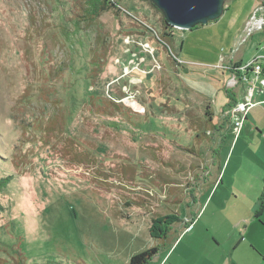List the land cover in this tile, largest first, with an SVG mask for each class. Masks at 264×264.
<instances>
[{
  "label": "rangeland",
  "instance_id": "obj_1",
  "mask_svg": "<svg viewBox=\"0 0 264 264\" xmlns=\"http://www.w3.org/2000/svg\"><path fill=\"white\" fill-rule=\"evenodd\" d=\"M112 2L84 21V0H0V264H128L156 243L148 197L171 213L192 165L227 162L238 187L260 162L264 104L238 131L230 113L264 98L242 67L264 54L244 41L260 1L192 29Z\"/></svg>",
  "mask_w": 264,
  "mask_h": 264
},
{
  "label": "crops",
  "instance_id": "obj_2",
  "mask_svg": "<svg viewBox=\"0 0 264 264\" xmlns=\"http://www.w3.org/2000/svg\"><path fill=\"white\" fill-rule=\"evenodd\" d=\"M253 104L263 105L264 98ZM257 133L260 136H256L255 147L260 162L250 170L252 177L244 179L238 187L226 179L230 165L227 162L196 163L180 177L181 196L174 199L180 209L167 213L177 214L179 221L164 240L156 239L151 247L157 246L158 252L149 263L158 260V264H168L173 259L172 264H255V256L264 264V211L260 217L255 215L264 198V131ZM183 189L189 196L184 197ZM239 193L246 198V206L237 204ZM159 195L155 200L149 201V197L145 200L144 206L148 213L152 212V219L167 215L159 214L164 201ZM184 202L187 211L181 209ZM189 224L192 227L186 231Z\"/></svg>",
  "mask_w": 264,
  "mask_h": 264
},
{
  "label": "water",
  "instance_id": "obj_3",
  "mask_svg": "<svg viewBox=\"0 0 264 264\" xmlns=\"http://www.w3.org/2000/svg\"><path fill=\"white\" fill-rule=\"evenodd\" d=\"M162 10L168 24L192 29L216 20L223 13L224 0H152Z\"/></svg>",
  "mask_w": 264,
  "mask_h": 264
},
{
  "label": "trees",
  "instance_id": "obj_4",
  "mask_svg": "<svg viewBox=\"0 0 264 264\" xmlns=\"http://www.w3.org/2000/svg\"><path fill=\"white\" fill-rule=\"evenodd\" d=\"M85 5L82 7L81 17L85 21H91L99 17L102 12L108 7L114 6L112 0H84ZM241 64V61L237 65ZM117 105L116 102H111ZM230 105V103H229ZM3 186L8 179H3ZM264 211V198L261 199L259 208L256 210V216L260 217ZM179 221V216L177 214H167L153 218L149 227V233L154 239H165L171 231V227ZM158 252V247L153 246L140 251L131 256L128 264H148L153 256Z\"/></svg>",
  "mask_w": 264,
  "mask_h": 264
},
{
  "label": "built area",
  "instance_id": "obj_5",
  "mask_svg": "<svg viewBox=\"0 0 264 264\" xmlns=\"http://www.w3.org/2000/svg\"><path fill=\"white\" fill-rule=\"evenodd\" d=\"M260 5H258L253 11H252V17H250L248 24L246 26V41L250 36L253 34V31H261L264 36V0H259ZM260 50H264V43L262 44ZM264 59V54L258 53L256 58L247 64H244L242 67L247 71H251L253 73L252 76H244V79L251 80L254 83L258 82L259 86L261 87L260 90L263 92L264 90V64L262 63V60ZM254 87V86H253ZM251 88L250 94L252 95L254 89ZM250 95V96H251ZM253 103H237L234 107L231 108L230 113L235 118V129L238 131L240 125H242V122L244 121V118L246 117L247 111L253 106ZM243 113L244 115L241 116L239 114ZM188 223H190L188 221ZM192 224H189L187 227V230L191 229Z\"/></svg>",
  "mask_w": 264,
  "mask_h": 264
}]
</instances>
